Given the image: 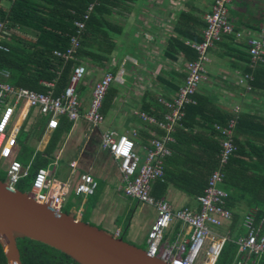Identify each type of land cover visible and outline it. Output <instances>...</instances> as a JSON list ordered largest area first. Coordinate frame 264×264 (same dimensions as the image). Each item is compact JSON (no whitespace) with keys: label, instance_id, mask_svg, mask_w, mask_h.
I'll list each match as a JSON object with an SVG mask.
<instances>
[{"label":"crops","instance_id":"1","mask_svg":"<svg viewBox=\"0 0 264 264\" xmlns=\"http://www.w3.org/2000/svg\"><path fill=\"white\" fill-rule=\"evenodd\" d=\"M212 3L213 0H134L125 6L112 8L108 19L114 26L120 27L121 32L110 30L115 46L107 60L86 59L82 62L86 72L76 88L80 112L84 113L88 108L93 84L105 72H114L123 64L126 69L125 82L123 85H111L116 88V93L100 124L93 126L82 117L71 121L69 127L65 123L61 124L56 146L50 155L43 154L54 130L45 129L46 117L36 108L26 105H19L15 109V125L19 129L11 158L22 163L27 157L26 163H22L25 165L31 158L34 160L37 153L43 154L48 159L45 168L49 169L50 177L70 186L66 199L74 194L72 187L78 175L90 172L98 182L94 195H91L94 197L90 201V195L80 196L78 207H72L70 212L81 220L86 216V222L93 224L92 221H95L99 227L116 236L123 235L124 239L138 246L146 243V233L155 210L124 195L117 164L106 151L100 149V136L107 129L126 133L133 138L138 153L143 157V146L164 133L163 129L142 121L136 112H145L143 106L150 105L152 108L156 104L163 110L159 109L160 117L155 113H145L163 119L166 110L158 99L171 100L175 96L186 74L185 63L190 60L186 59L179 41L189 46L188 41L197 42L201 39L205 26L204 15ZM10 4L11 0H0V8L4 10H8ZM228 16L233 30L241 33V36L225 35L208 49L205 77L196 93L207 97L230 117L235 115L233 108L238 107L237 118L241 116L243 119L239 138L260 143L263 140L261 130L264 128V60L252 64L250 58L245 60L247 55L243 52L247 53L246 40L249 37H264V0H232ZM259 66L262 68L258 72L257 86L248 89L245 84L239 83L240 75L250 73L246 68L255 72ZM0 77V80L7 81L8 76L1 74ZM132 131H135V135H132ZM63 157L72 168L71 175L56 177L52 162ZM71 163H74L73 167ZM6 165V160L0 161V175L4 177ZM35 170L32 171L31 166L33 175ZM60 175L64 176L63 169ZM159 198L166 199L175 208L188 206L195 209L199 206L196 198L171 185ZM65 203L66 200L63 205ZM86 205H89L87 209ZM79 209L80 215L76 214ZM230 210L232 213L239 212L238 218L232 216L229 222L215 230L236 238L245 232L242 221L246 213L256 211V208L240 201ZM176 225L178 229H175ZM185 231L177 223L166 231L164 239L172 240L178 233L187 237Z\"/></svg>","mask_w":264,"mask_h":264},{"label":"built area","instance_id":"2","mask_svg":"<svg viewBox=\"0 0 264 264\" xmlns=\"http://www.w3.org/2000/svg\"><path fill=\"white\" fill-rule=\"evenodd\" d=\"M96 0L90 2L82 19H86L92 11ZM232 0H213L211 8L204 15L205 26L201 39L197 42H187L195 50L196 57L185 63V77L171 100L159 98L158 102L165 108L163 119L149 115L143 111L136 114L139 118L164 130L159 137L152 138L144 145V156L141 157L136 149L133 138L126 133H119L114 129H107L101 133L99 146L106 151L116 162L120 178L121 189L125 196L136 199L146 205L152 206L155 216L146 233L145 253L152 258H157L167 264H215L223 245L231 241L236 246V253L229 264H255L264 254V218L257 219L255 211L247 212L242 225L245 232L236 238L222 234L215 229L222 227L232 219V211L225 206L227 193L219 184L224 173L223 166L234 153L236 146L233 141L234 128L237 122L238 107H234V116L227 119L224 124L215 123L218 132L220 151L218 167L208 176L203 193L196 197L198 208L188 206L172 207L164 198H156L151 194L152 183L163 176V160L170 154L168 143L173 141L171 131L184 115V106L194 103V94L205 75L207 51L225 35L234 34L240 37L241 33L235 32L229 21L228 7ZM84 20L75 21L77 32L83 28ZM4 23L0 22V39ZM247 52L252 64L264 60V37H249L246 40ZM79 46L77 35L70 38L69 46L63 51H54L65 61L75 59L74 53ZM0 49L7 48L0 44ZM86 72L85 65L77 63L72 70L69 82L59 95H53L49 89L46 92H37L25 87L16 86L8 81L0 80V161L6 160V184L11 189H17L18 182L28 176L33 158L22 164L12 159V149L16 142L18 127L15 125V109L19 105L36 108L41 115L46 117V130H53L59 124V118L65 116L75 122L80 117L93 126L103 121L101 105L105 93L112 84L123 85L126 69L124 65L116 71H107L93 84L88 108L80 112L81 104L76 91L77 85ZM8 76L7 71L1 72ZM251 73L240 75L238 81L249 89ZM45 86L52 87V83L43 82ZM135 135V131H132ZM58 155H56V159ZM56 161L52 162L55 166ZM74 166V163H71ZM98 186L97 180L90 172L80 173L72 191L77 196L94 194ZM70 186L50 177V171L45 167L35 170L28 191V196L38 204H44L55 212H61V207L66 200ZM81 214V209L76 211ZM179 223L186 231L172 239H164L166 231ZM116 234H118L116 232Z\"/></svg>","mask_w":264,"mask_h":264},{"label":"trees","instance_id":"3","mask_svg":"<svg viewBox=\"0 0 264 264\" xmlns=\"http://www.w3.org/2000/svg\"><path fill=\"white\" fill-rule=\"evenodd\" d=\"M92 1L11 0L8 10L0 8V22L4 23L0 44L7 48L0 49V76L1 72L7 71L8 82L37 92L50 89L55 96L67 86L73 67L77 63L86 59H97L101 62L107 60L108 54L115 46L109 32L112 29L121 32V28L114 26L108 16L112 8L125 6L127 2L134 0H96L88 17L82 19ZM82 20L84 26L77 32L78 28L74 22ZM74 35L79 39V46L74 53L75 59L65 61L55 55L54 51L63 52L69 46L70 38ZM179 43L186 59L196 57L194 49L182 41ZM243 54L247 55L245 60L248 61V52ZM261 68L262 66H259L255 72L246 68L247 72L253 73L251 86H257ZM43 82L52 83V87L45 86ZM115 93V87H108L100 109L102 114L109 109ZM193 97L195 102L184 106L183 117L171 131L173 141L168 143L170 154L163 160V176L152 183L151 194L156 198L163 196L170 185L196 198L203 193L210 173L218 167L220 142L214 124H224L230 115L205 96L195 93ZM142 109L149 114L155 113L157 117L161 116V106L159 108L156 104L152 108L150 105L143 106ZM242 121L239 116L233 134L236 149L222 168L224 177L221 187L227 193V208L231 209L240 201H245L249 207L256 208L255 216L260 219L264 218V128L261 130L263 140H260V143L251 139L242 141L239 138ZM63 123L67 127L72 124L65 116L60 117L59 126L53 130L43 154L48 156L55 148L58 129ZM22 146L25 148L24 144ZM43 154L35 155L32 171L47 165L48 159ZM26 161L27 157L21 162ZM32 171L18 182L17 189L24 192L30 187ZM0 178L5 179L2 174ZM89 197L90 200L94 196ZM80 198L75 194L70 195L61 211L68 213L72 207H78ZM232 214L234 219L239 216V212ZM82 220L86 221V216H83ZM175 229H178V225ZM122 237L124 238L123 235ZM17 247L22 264H78L65 253L27 237L17 238ZM235 251V244L227 241L215 264H229ZM0 264H7L1 244ZM257 264H264V254L259 257Z\"/></svg>","mask_w":264,"mask_h":264},{"label":"water","instance_id":"4","mask_svg":"<svg viewBox=\"0 0 264 264\" xmlns=\"http://www.w3.org/2000/svg\"><path fill=\"white\" fill-rule=\"evenodd\" d=\"M22 237L49 245L78 264H167L72 212H55L36 203L0 178V244L7 264H22L17 247Z\"/></svg>","mask_w":264,"mask_h":264},{"label":"rangeland","instance_id":"5","mask_svg":"<svg viewBox=\"0 0 264 264\" xmlns=\"http://www.w3.org/2000/svg\"><path fill=\"white\" fill-rule=\"evenodd\" d=\"M52 168V167H51ZM63 169V174H64V176H61L60 175V172H61V170ZM55 172L53 173L54 174V176H56V177H62V178H64L65 176H67V175H71V172H72V168L71 167H69V164H68V162H67V159L65 158V157H63L62 159H60L59 161H57L56 160V164H55V170H54ZM53 178V177H52ZM4 181L6 182V179H4ZM29 188L30 187H28L27 188V190L26 191H28L29 190ZM89 207V205H86V209ZM93 222V224L94 225H96V226H100V225H98V223H96L95 221H92ZM101 228V227H100ZM141 247H143V248H145V245H141Z\"/></svg>","mask_w":264,"mask_h":264}]
</instances>
